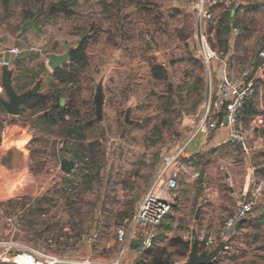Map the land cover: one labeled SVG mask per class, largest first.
<instances>
[{"label": "rangeland", "instance_id": "obj_1", "mask_svg": "<svg viewBox=\"0 0 264 264\" xmlns=\"http://www.w3.org/2000/svg\"><path fill=\"white\" fill-rule=\"evenodd\" d=\"M232 1L238 36L229 69L235 77L264 52V0H218L210 7L214 20L206 28L211 46L217 44L212 31L219 15L233 7ZM56 2L0 1V59L6 50L18 49L9 65L13 76L34 77L30 89L40 81L42 98L64 89L74 110L73 118L48 127L42 122L44 112L26 109L11 117L0 108V181L6 184H0V240L4 220L11 218L19 224L13 240L20 248L15 254L40 250L74 259L87 253L93 260L111 261L119 248L116 229L133 220L162 156L201 121L216 83L209 82L208 70L196 55L198 41L191 38L198 0H64L66 13L49 18L46 12ZM81 40L87 43L84 60L69 62L63 66L67 77H56L47 66L49 57L76 49ZM152 67L163 69L161 78ZM98 90L103 97L100 120L94 104ZM0 99L7 101L4 91ZM127 111L130 124L125 123ZM248 123L241 124L247 129ZM72 127L81 128L78 133L84 140L66 134ZM206 143L198 135L185 150L176 205L158 227L152 249H165L182 264L188 256L181 257L183 250L170 241L182 240L193 224L196 231L217 235L234 212L225 173L233 175L244 154L224 143L208 151L205 147L195 159L188 155ZM89 144L103 156L92 159L86 151ZM12 151L20 154L21 168L15 173L2 164L3 156ZM61 154L76 159L69 176L60 170ZM253 156L263 165L264 151ZM209 188L218 190L226 212L214 228L199 220L204 212L200 194L216 193ZM206 196L204 207L210 203ZM29 210L45 214L35 221ZM94 222L95 235L90 236ZM60 234L63 239L58 242ZM242 257L256 263L263 259L264 247H250Z\"/></svg>", "mask_w": 264, "mask_h": 264}, {"label": "built area", "instance_id": "obj_2", "mask_svg": "<svg viewBox=\"0 0 264 264\" xmlns=\"http://www.w3.org/2000/svg\"><path fill=\"white\" fill-rule=\"evenodd\" d=\"M217 1L212 0L208 3L206 0H198L194 7L195 27L198 35L196 55L203 67L208 71L213 63L221 65L224 68L228 64L226 53L211 46L208 40L209 37L206 36V28L214 19L210 7L214 6ZM230 4L234 7V1ZM231 33L234 38L238 36L237 29H232ZM146 39L149 41V36H146ZM8 51L11 58L19 53L18 49H9ZM258 56L262 60V64L258 67H248L238 77H230L228 74H225L217 89L216 98L212 101L209 99L203 118L192 129L188 138L162 156L161 162L155 171L153 181L142 197L133 220L129 223L126 221L128 223L127 227L123 225L115 231L119 249L117 255L111 261H96L91 259L87 253H79V256L74 259H62L40 250H28L27 252L15 254V251L20 248V245L13 240L14 235L19 230V224L8 218L3 223L2 233L4 234V238L0 240V262L11 264H123L126 256L125 245L128 231L130 233H138L137 247L141 254L150 250L153 247L158 227L176 205L178 177L182 168V162L187 158L184 152L187 146L198 135L211 137L219 130H226L227 137L225 143L239 147L245 155L252 153L249 134H254L255 131L260 129L263 125V117L261 115L253 117L248 121L246 129L241 124L239 116L246 102L249 100L255 101L257 109L262 110L260 87L264 83V52H259ZM9 65L10 63L4 64L0 62V77L2 67L8 66L9 68ZM2 91L0 82V94ZM220 112H222L221 118L218 116L216 119H213ZM224 121H226V126H224ZM228 184L230 187L233 185L232 180L229 178ZM263 205L264 179L252 180L249 189L243 193L239 206L224 221L217 235H213L206 230L196 231L195 234L190 231L183 236V240L189 244L198 242L199 245L204 247L205 251H210L237 223L248 220ZM18 257L27 258L29 263L15 261ZM173 264H182V262H174Z\"/></svg>", "mask_w": 264, "mask_h": 264}, {"label": "crops", "instance_id": "obj_3", "mask_svg": "<svg viewBox=\"0 0 264 264\" xmlns=\"http://www.w3.org/2000/svg\"><path fill=\"white\" fill-rule=\"evenodd\" d=\"M191 38L193 40H198L197 30L195 26H194V33L192 34ZM213 47L217 48L216 45H214ZM227 49H228L226 54L227 63H228L227 67L224 68L221 65L213 63L208 71L209 82L213 81L216 83L213 93V99H215L217 96V89L219 87L220 82L224 78L225 74L229 75V73L230 74L232 73L231 70L229 69L230 67L229 58L233 57L235 54L234 37L232 33L228 38ZM238 76L239 75H235V77ZM226 137H227V131L219 130L213 136L205 137L207 143L203 147H201L197 153L195 154L188 153V155L192 159H195L197 155L200 154L202 150H204L205 147L207 148L208 151L211 149H216L217 147L220 146V144H224L226 141ZM249 138L253 150L251 153L252 155L244 154L241 167L234 169L233 175L228 172L225 173V180L227 184H228V178L231 179L233 183L232 187H230V185L228 184V190H229L228 197L229 199L231 198V201L233 203V211L239 206L242 195L243 193L246 192V190L249 189L251 181L264 179V166L256 164V162H254L255 160L253 156L254 154H259L264 151V145H263L264 140L255 137V135L251 133L249 134ZM19 168H21L20 159H18L17 166L10 170L15 173L18 171ZM221 169L223 170L224 168ZM0 184L3 185L5 184V182L3 183L0 181ZM210 190L211 191L209 192L212 193L216 191V193H213L210 196H206L204 193L200 194L199 207H201L204 212L199 218V220H200V225L204 227L206 226L209 227L210 225H213L214 228L215 227L214 225L217 223V221H219V219L222 216L226 214V212L221 207V202L223 201L218 196V192H217L218 190L216 189L213 190L210 189ZM204 196H206L207 200H209L208 202H210L209 205L205 207L202 206L201 204L202 202H206L203 200ZM195 228L196 226L193 224V228L191 229V232L193 234H195L196 232ZM137 236L138 233L136 232L128 236L125 245L126 256L123 260V264H131L130 262L132 260L135 262L141 257V253L137 247ZM220 242H226L227 246L217 257L216 260L217 264H219L220 260L222 261L220 264H249L250 262H252V261L248 262L246 261V259H243L242 255L250 247L253 250L255 249V246L264 247V205L260 206L248 220L244 221L243 225L241 223L237 230L234 227L232 230L227 232L224 238L218 241V243ZM252 264H264V257L262 260L258 258L256 260V263L253 262Z\"/></svg>", "mask_w": 264, "mask_h": 264}, {"label": "trees", "instance_id": "obj_4", "mask_svg": "<svg viewBox=\"0 0 264 264\" xmlns=\"http://www.w3.org/2000/svg\"><path fill=\"white\" fill-rule=\"evenodd\" d=\"M3 4H8L10 0H0ZM67 2H64V0H57L56 3L50 5L48 8V11L46 12L47 16L49 18H53L55 16H58L59 14L66 13ZM237 11L232 7L230 8H224L223 12L219 15L217 24L215 29L212 31V33L215 34L216 37V47L218 49H223V51L227 54V47H228V38L232 32V29H237L235 26L237 25ZM214 20V19H213ZM32 23V21H30ZM87 46V43L85 40H81L79 45L76 49L71 50V60L70 63L72 65L81 63L84 60V50ZM262 64V60L257 55V58L252 63V68H256L259 65ZM67 66V65H66ZM64 67L56 70L53 72V74L56 77H64L66 78L67 75L63 71ZM152 72L154 73L156 78H161L163 69L161 67H152ZM229 76L231 74L229 73ZM34 80L33 78H28L25 75H21L19 77H14L12 73V86L17 94L24 93L25 91L29 90L32 82ZM261 92V104H262V110H258L256 107V103L253 100H249L246 102L245 107L242 111V113L239 116L240 122L243 121H250L253 117L256 115H261L263 117V125L260 127L259 130L255 131L254 135L255 137L261 138L264 140V83L260 87ZM0 108L4 112L1 104ZM26 109H31L33 111L38 112H44V115H42V122L46 124L48 127H54L59 123L65 122L66 118H73L74 117V110L70 103V101H67L64 96V89L62 90H55L53 91V94L51 96L42 98L39 95V92L27 99L20 108V113L23 112ZM219 116L221 118L222 112L219 113L216 117H213V119H216ZM38 127V125L36 126ZM81 128H68L66 134L70 137H75L77 140H84V136L81 135L80 132ZM95 144H89L86 148L87 153L90 155L92 159L103 156V153H100V151L95 150ZM77 153H74L76 155ZM65 156V155H64ZM77 156V155H76ZM101 163V161H98V163ZM264 166V165H263ZM90 177V175H88ZM29 214L34 218V220H38V217L43 216L45 214V211L43 212L40 210L39 212H34V210H29ZM165 221V220H164ZM163 221V222H164ZM163 224V223H162ZM161 224V225H162ZM243 225V222H242ZM77 226V225H76ZM165 229L167 231L171 230L170 225H166ZM47 230V228L45 229ZM67 240L71 239V236L68 233H65L64 235ZM157 236V235H156ZM63 235L60 234L58 237V242L62 241ZM156 240V238H155ZM154 240V243H155ZM153 243V246H154ZM172 245H178L183 251L179 254L181 257H187L189 253V244L185 242L183 239H172L170 241ZM198 251H204V247L199 245L198 242H196ZM153 247L143 252L141 257L135 261L133 264H173L174 261L172 259V256L167 253L165 249H157L155 251L152 250ZM217 260V259H216ZM212 262L211 264H217V261ZM0 264H11V263H1Z\"/></svg>", "mask_w": 264, "mask_h": 264}, {"label": "water", "instance_id": "obj_5", "mask_svg": "<svg viewBox=\"0 0 264 264\" xmlns=\"http://www.w3.org/2000/svg\"><path fill=\"white\" fill-rule=\"evenodd\" d=\"M71 60V51H68L62 55H51L48 59L47 66L51 72H55L56 70L62 68L66 64H68ZM11 61V56L8 50H6L3 58L0 62L4 64H9ZM0 82L4 93L6 94L7 101L0 99V104L3 107L5 113L11 117H18L20 113L21 105L29 98L35 96L40 90V81H38L31 89L25 91L24 93L17 94L12 86V71L8 68V66H3L1 69V77ZM95 115L97 120L101 119V112H102V104H103V97L100 90L97 92V96L95 99ZM128 114L127 111L125 116V123L130 124L128 121ZM224 126H226V121H224ZM20 154L16 151H12L7 153L2 158V164L7 169H12L17 166L18 159ZM60 170L61 172L69 176L73 168L75 166V157L71 159H67L64 154L60 155ZM200 209H197L195 214V220H198ZM241 223H237L235 225V229L239 228ZM96 222L93 223L92 229L89 233L90 236L95 235L96 230ZM226 242H220L210 251H198L197 244L195 242L190 244V252L188 254L187 260L183 264H211L214 262L219 254L226 248Z\"/></svg>", "mask_w": 264, "mask_h": 264}, {"label": "bare ground", "instance_id": "obj_6", "mask_svg": "<svg viewBox=\"0 0 264 264\" xmlns=\"http://www.w3.org/2000/svg\"><path fill=\"white\" fill-rule=\"evenodd\" d=\"M217 245H218V244H217ZM15 261H17V262H22V261H24V262H28V263H29V260H28L27 258H25V257H22V258L18 257V258L15 259Z\"/></svg>", "mask_w": 264, "mask_h": 264}, {"label": "flooded vegetation", "instance_id": "obj_7", "mask_svg": "<svg viewBox=\"0 0 264 264\" xmlns=\"http://www.w3.org/2000/svg\"><path fill=\"white\" fill-rule=\"evenodd\" d=\"M3 108V107H2ZM4 110V109H3ZM5 112V111H4Z\"/></svg>", "mask_w": 264, "mask_h": 264}]
</instances>
